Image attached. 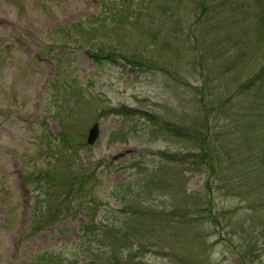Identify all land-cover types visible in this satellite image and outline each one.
I'll return each mask as SVG.
<instances>
[{"label":"rangeland","instance_id":"374dc122","mask_svg":"<svg viewBox=\"0 0 264 264\" xmlns=\"http://www.w3.org/2000/svg\"><path fill=\"white\" fill-rule=\"evenodd\" d=\"M101 1L0 0V264H31L44 250L59 251L65 264H106L101 259L111 260L110 250L108 255L99 258L81 255L80 243L86 234L83 225H106L119 219L120 208L130 199L125 201L117 194L116 186L139 179L138 167L132 168L129 164L140 160L146 164L143 169L151 170L159 152L176 153L195 148L193 142L165 131V123L194 128L204 125L203 117H206L211 121L212 130L221 128L223 118L217 112L212 114L211 108L208 118L206 105L201 101L207 99L208 89L213 91L212 86L224 91L233 80L232 73L220 74L218 70L224 58L212 56L202 70L187 53L178 58L184 45L172 39L168 47L153 45L152 50L159 57L158 68L134 67L123 58L116 63H97L91 57L90 44L79 42V30H72V40L65 43L66 47H60L66 41L62 28L98 15ZM162 16L164 22H171L179 13L168 11ZM238 34L241 37V32ZM206 43L198 38L191 46L197 48ZM129 46L126 41L124 49ZM157 50L160 52L156 53ZM202 87L207 96L200 93ZM207 105L215 108L211 101ZM126 106L143 112L141 117L139 114L127 118L118 113L99 117L106 109ZM228 113L237 117L236 110ZM148 114L155 115L157 123H152ZM95 121L100 122L101 136L93 145H81L79 154L72 153L61 142L60 133H65L71 137L70 146L80 136L86 143L88 128ZM115 131L120 134H115L117 140L112 142L110 135ZM49 140L54 151L61 148L67 153L69 163L75 161L96 170L87 195L93 206L86 201H81L84 206H80L74 201L68 215H62L40 233L31 234L30 225L37 210L33 174L39 166L57 164L48 149ZM182 169L169 167L163 173L166 176L159 178L165 182L179 178ZM184 177L183 183L160 190L159 194H151L146 188L139 198L131 195L130 204L141 200L143 208L151 207L163 213L162 220L169 219L164 211H170L178 202L186 205L208 195L203 184L204 174L185 173ZM226 192L223 189L212 192L214 211L238 208V217L246 219L250 215L246 202ZM145 211L138 213L142 222H135V227L151 219L147 215L152 213ZM204 223L202 226L192 223L184 229L178 224L170 228L169 224L171 231L165 226L152 230L156 235L154 241L148 238L144 244L136 242L131 261L133 264H187L196 259L200 264H243L239 250L225 237L227 229L221 236L217 227L207 220ZM261 259L264 261V254ZM252 264L261 263L256 260Z\"/></svg>","mask_w":264,"mask_h":264},{"label":"trees","instance_id":"16d2710c","mask_svg":"<svg viewBox=\"0 0 264 264\" xmlns=\"http://www.w3.org/2000/svg\"><path fill=\"white\" fill-rule=\"evenodd\" d=\"M168 11L179 13V16L176 20L164 22L162 15ZM237 22H241L240 25L237 26ZM88 23V29L84 30L80 23L73 31H81L82 36L90 32L91 39L102 40L95 51L97 59H100L99 55L106 53L109 60L121 57L133 66L151 65L158 68L159 57L152 50L153 45L168 47L172 39H175L179 43L182 41L184 45L178 58L187 53L202 70L212 56L224 58L223 63L219 62L223 66L218 70L220 74L232 73L234 78L229 82L227 90L220 91L219 86H212L213 91L208 89L210 92L207 99L201 101L206 105L208 118L209 108L211 111L213 109L212 114L217 112L223 118L219 130H212L211 121H207L206 117H203L205 124L200 127L164 124L165 131L176 134L188 143L193 142L195 148L176 153L163 151L151 170L147 167L143 169L142 166L146 164H142L140 160L132 162L131 167H138L143 171H139V179L117 186V192L124 200L130 199L120 208L121 220L106 225H83L86 233L83 240L85 247L81 249L83 257L99 258L108 255L110 250L112 259L102 257L101 262L133 264L130 258L134 255L136 242L144 244L148 238L154 241L156 235H153L152 230L161 226L170 230L169 224L170 228L176 224L182 228L191 226L192 223H201L202 226L207 220L218 228L221 236L227 229L225 237L239 250L243 264H252L256 260L264 264L261 259L264 254V0H119L104 3L102 13L88 20ZM130 28H133V33L129 31ZM70 31L72 30L66 32L67 37H71ZM239 32L241 37L238 36ZM134 34L135 45L126 50L124 46L120 48L119 43L122 44ZM185 34H189V37L181 39ZM112 37H115L116 45L111 43ZM198 38L207 43L197 48L196 45L191 46V42ZM182 51L185 53L182 54ZM159 52L160 50L156 51ZM206 69L210 70L208 67ZM202 74L204 76L203 71ZM204 81L207 82L206 75ZM199 90L207 96L203 87ZM209 101L216 109L207 105ZM233 110H236L237 117L228 113ZM117 111L119 110L112 108L107 113ZM124 111L128 116L141 113L128 107ZM148 115L152 123H157L155 115ZM215 119L216 113L214 121ZM228 136L230 139H227ZM60 138L72 153L84 145L81 136L73 146H70L71 137L67 134L60 133ZM53 157L57 164L39 169L33 175L44 196L39 199L38 212L32 224L35 233L55 223L62 213H67L74 198L83 199L90 193L93 183V171L83 165L69 163L68 156L59 150L53 152ZM169 167L173 170L183 169L179 178L167 176L170 180L165 182L159 177L164 178L166 175L163 173ZM196 172L205 175L203 184L206 185L208 195L200 199L195 197L194 202L186 205L178 202L170 211H164L169 219L162 220L160 215L163 213L155 212L151 207L143 208L141 200L138 204H130L132 197L139 198L146 188L151 190V194H156L160 190L170 189L174 184L183 183L185 173ZM218 189L227 190L230 196L241 197L250 208H246L250 215L242 220L238 217V208L214 211L212 192ZM91 205L93 206L92 203ZM144 210L148 214L152 213L146 214L151 219L144 220L145 224L141 227H135V222H142L138 213ZM195 261L196 259L187 264H200ZM65 263L61 254L46 251L41 252L32 264Z\"/></svg>","mask_w":264,"mask_h":264},{"label":"water","instance_id":"95a60500","mask_svg":"<svg viewBox=\"0 0 264 264\" xmlns=\"http://www.w3.org/2000/svg\"><path fill=\"white\" fill-rule=\"evenodd\" d=\"M99 136V128H98V124H95L89 132V136H88V142L89 143H94L96 141V139Z\"/></svg>","mask_w":264,"mask_h":264}]
</instances>
